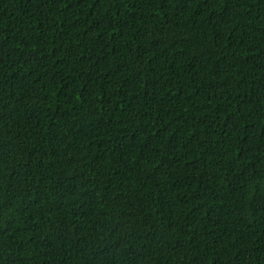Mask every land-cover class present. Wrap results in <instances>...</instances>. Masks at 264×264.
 Wrapping results in <instances>:
<instances>
[{"label":"trees","instance_id":"trees-1","mask_svg":"<svg viewBox=\"0 0 264 264\" xmlns=\"http://www.w3.org/2000/svg\"><path fill=\"white\" fill-rule=\"evenodd\" d=\"M0 264H264V0H0Z\"/></svg>","mask_w":264,"mask_h":264}]
</instances>
